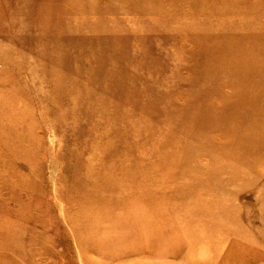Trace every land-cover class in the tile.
Listing matches in <instances>:
<instances>
[{
  "label": "rangeland",
  "instance_id": "1",
  "mask_svg": "<svg viewBox=\"0 0 264 264\" xmlns=\"http://www.w3.org/2000/svg\"><path fill=\"white\" fill-rule=\"evenodd\" d=\"M0 264H264V0H0Z\"/></svg>",
  "mask_w": 264,
  "mask_h": 264
},
{
  "label": "bare ground",
  "instance_id": "2",
  "mask_svg": "<svg viewBox=\"0 0 264 264\" xmlns=\"http://www.w3.org/2000/svg\"><path fill=\"white\" fill-rule=\"evenodd\" d=\"M231 75L232 74L228 70L222 69L220 71L219 80H220L221 87L226 85V78H229ZM208 84L211 86L213 84V82L208 81ZM251 86H253V83H251ZM222 118H224V117L220 112H215V111L211 112V114H209L207 117V120H208L207 125L209 126L210 129L214 128V130H216V131H221V126L217 125V122ZM215 138L216 137H213V139L211 141L212 144H213V141ZM163 141L164 140H162V142ZM208 141L210 142V139ZM214 145H215V143H214ZM211 147H214V146H211ZM191 150L194 153H202L203 154V150L201 148H197V147L195 148V146H192ZM208 159L210 161V167L209 168L207 167V168L201 170V168H200L201 166L194 164V167L189 172V180H190L189 188H190V194L192 196H195L198 198L199 201L204 202L206 211L212 212L210 210L212 204H210L209 201H212L215 203L220 202V203H224V204L228 205L227 202L232 201V199L235 198L237 191L239 190V188H235V189L232 188L234 183H240V181H242V183H243V180L248 179V176L246 174V171H244L242 169V167H241V169L236 170V172L234 174H233V172H227L225 164H227L228 166H231L232 164L229 163L228 161L221 160L219 156L215 157V156L211 155V156H208ZM170 163L171 162H169V164ZM214 163H217V165H215ZM138 165H139V169H140V174L142 176H144V173L147 174V172L150 169H152L153 166H156L154 163H152V164L151 163H147V164L144 163L143 167H142V163H138ZM146 169H149V170H146ZM224 175H225V177H224ZM245 185H247V183ZM224 187L229 188V190H227ZM223 189H225L224 193H223V191H224ZM211 190L213 192L212 193L213 196H211V200H210L209 198H205V197H206L207 193H209ZM213 213L216 215H219L221 213V210L216 209ZM226 216H227L226 220L229 221V223H231V222L234 223L236 221V217H233V207L228 208V212H227Z\"/></svg>",
  "mask_w": 264,
  "mask_h": 264
}]
</instances>
